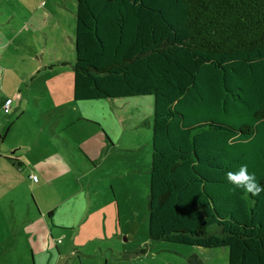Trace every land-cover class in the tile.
Here are the masks:
<instances>
[{
	"label": "trees",
	"instance_id": "trees-1",
	"mask_svg": "<svg viewBox=\"0 0 264 264\" xmlns=\"http://www.w3.org/2000/svg\"><path fill=\"white\" fill-rule=\"evenodd\" d=\"M74 47L75 101L154 98L150 239L264 264V192L226 178L264 185V0H77Z\"/></svg>",
	"mask_w": 264,
	"mask_h": 264
},
{
	"label": "crops",
	"instance_id": "crops-1",
	"mask_svg": "<svg viewBox=\"0 0 264 264\" xmlns=\"http://www.w3.org/2000/svg\"><path fill=\"white\" fill-rule=\"evenodd\" d=\"M24 15L19 35L37 65L24 66L23 72L13 67L16 76L13 73L12 80L10 72L0 68V264H27L30 258L43 257L57 246L55 237H65L69 226L76 229L83 221L90 204L84 189L68 196L63 190L59 195L56 191V184L67 175L73 176L82 165L85 176L100 169V204L102 179L120 185L118 198L126 197V189L133 184L141 182L144 194L150 186L152 150L148 162L140 159L137 150H143L136 133L124 125L125 101L138 97L75 101L73 65L67 68L55 45L47 52H37L31 34L44 29L45 24L32 14ZM0 61L11 63L1 55ZM9 99L11 109L5 113ZM80 122L97 128L92 135L86 132L87 138L76 140L67 131ZM147 125L152 134V119ZM120 158L126 160L123 165L115 164ZM106 168L116 174L102 175ZM34 175L38 182L32 179ZM41 191H46L45 197H41Z\"/></svg>",
	"mask_w": 264,
	"mask_h": 264
},
{
	"label": "rangeland",
	"instance_id": "rangeland-1",
	"mask_svg": "<svg viewBox=\"0 0 264 264\" xmlns=\"http://www.w3.org/2000/svg\"><path fill=\"white\" fill-rule=\"evenodd\" d=\"M76 11L77 0H0V55L11 61V63L0 61V68L10 72L9 77L12 80L13 67L16 71L23 72L24 66L37 65L31 50L22 45L19 35L21 30L19 24L25 21L24 13L34 15L37 21L42 19V23L45 24L42 30L39 29L37 32L31 30V35L36 40L37 52L43 53L55 48L60 53L61 59L67 62V68H71L75 62ZM45 34L55 42L47 40ZM125 102L127 105L124 111L127 117L123 116L124 125L132 128L136 133V140L141 144L139 148L143 151L137 150V156L148 162L152 141L147 124L152 119L150 116L153 115L154 98L138 97ZM113 113L123 129L124 126L115 116L114 110ZM92 123L80 122L67 132L76 140L87 138L89 133L86 132L92 135L97 128ZM13 138L17 139L16 136ZM125 161L120 158L115 164L123 165ZM84 170L85 167L82 165L80 170L77 172L75 170L73 176L67 175L61 183L56 184L58 195L62 190L64 196L78 195L82 189L89 195L90 204L83 221L76 229L69 226L65 231L67 232L65 237H55L54 241L58 242L57 248L51 247L43 257L34 260L30 258L27 264H192L190 258L195 255L203 264H229L227 248L205 249L151 240L148 194L143 193V184L140 182L129 188H127L128 184L127 187L121 185L127 188L126 197L119 195L118 198L120 185L110 184L108 179L107 181L102 179L103 194L100 204V169L87 176L83 175ZM112 173V168L111 171L106 168L102 175L108 176ZM25 176L28 179L29 176L27 174ZM118 180L123 183L121 177ZM43 193L45 194L46 191H41L40 195ZM49 239L51 243L52 239Z\"/></svg>",
	"mask_w": 264,
	"mask_h": 264
},
{
	"label": "clouds",
	"instance_id": "clouds-1",
	"mask_svg": "<svg viewBox=\"0 0 264 264\" xmlns=\"http://www.w3.org/2000/svg\"><path fill=\"white\" fill-rule=\"evenodd\" d=\"M226 178L228 183L233 185V190H243L253 197L264 192V185L258 182L255 172H250L246 164H241L236 170L228 171Z\"/></svg>",
	"mask_w": 264,
	"mask_h": 264
},
{
	"label": "built area",
	"instance_id": "built-area-1",
	"mask_svg": "<svg viewBox=\"0 0 264 264\" xmlns=\"http://www.w3.org/2000/svg\"><path fill=\"white\" fill-rule=\"evenodd\" d=\"M11 105H12V99H9L7 100L6 104H5V107H4V111L5 113H9L10 112V109H11ZM32 179L35 181V182H38V176H32Z\"/></svg>",
	"mask_w": 264,
	"mask_h": 264
}]
</instances>
